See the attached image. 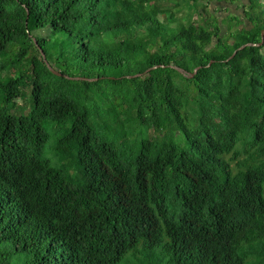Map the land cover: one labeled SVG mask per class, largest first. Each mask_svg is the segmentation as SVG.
<instances>
[{
  "label": "trees",
  "instance_id": "trees-1",
  "mask_svg": "<svg viewBox=\"0 0 264 264\" xmlns=\"http://www.w3.org/2000/svg\"><path fill=\"white\" fill-rule=\"evenodd\" d=\"M261 1L0 0V264H264Z\"/></svg>",
  "mask_w": 264,
  "mask_h": 264
},
{
  "label": "rangeland",
  "instance_id": "rangeland-1",
  "mask_svg": "<svg viewBox=\"0 0 264 264\" xmlns=\"http://www.w3.org/2000/svg\"><path fill=\"white\" fill-rule=\"evenodd\" d=\"M188 2V0H185ZM249 0H235L234 2H228L227 0H198L197 4L200 5L198 6V13H196V11L194 10H187V8H181L179 7V12L177 13V17H185V18H189V15H191V20L194 22H198L201 24H204L205 21L209 22L211 21L210 17H212V19L217 20L218 26L220 28V32L221 33H226L227 29H228V17L230 16H236L238 17V21L239 23H235V21H232L230 23V25H233V28H251V24L245 19L244 15H243V11L244 8H246V6L248 5ZM261 5L264 7V0H262ZM200 7H204V9H201ZM244 7V8H243ZM47 30H36L34 31V35L35 36H40L41 33H44ZM53 68H55L53 66ZM114 76H117L116 74H113L112 76H109V78H115ZM79 78H86V77H80V76H76ZM89 79V78H88ZM93 79V78H90ZM102 86H105V84H102ZM94 94V98L93 101H97L99 97L97 96V94ZM22 101L18 102V105H20L22 107ZM91 110V109H90ZM92 113V119H93V110H91ZM48 148V145L46 147V150ZM50 159V158H49ZM51 160V159H50ZM53 162V161H52Z\"/></svg>",
  "mask_w": 264,
  "mask_h": 264
},
{
  "label": "water",
  "instance_id": "water-1",
  "mask_svg": "<svg viewBox=\"0 0 264 264\" xmlns=\"http://www.w3.org/2000/svg\"><path fill=\"white\" fill-rule=\"evenodd\" d=\"M260 38H261V41H260V43H258V44L247 43V44H244V45L240 46L239 48H237V49L233 52V54L227 59V61H229L230 59H232L238 51L243 50L245 47H253V46H259V47H260V46L263 44V40H264V30L261 32V36H260ZM33 41H34L35 45H37L35 38H33ZM36 47H37V49L39 50L40 55H41V57H42V59H43L44 64L46 65L47 69H48V70L50 71V73H52L53 75H55V76H57V77H64V78H66V79H68V80L87 81V82H94V81H97V78L88 79V78H79V77H69V76H66V75L61 74L59 71H57V70H55L54 68L51 67V65L48 63V61H47V59H46V56H45L43 50H42L38 45H37ZM212 63H213V61H210V62L206 65V67H210ZM159 67H164V66H154V67H151L150 69H147V70L145 71V73H147V72H149V71H151V70H153V69H157V68H159ZM168 67H170V68L176 70L178 73H180L181 75H183L184 77H187V78H192V77L196 74V72L202 68V66H198V67H196L191 73H189V72L185 71L184 69L179 68V67H177V66H168ZM138 76H140V74H137V75H135V76H127V78L138 77Z\"/></svg>",
  "mask_w": 264,
  "mask_h": 264
}]
</instances>
